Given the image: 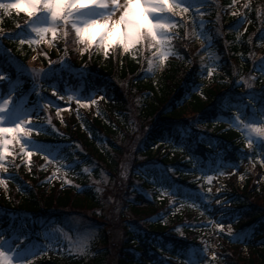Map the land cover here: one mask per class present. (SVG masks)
<instances>
[{"label": "trees", "instance_id": "obj_1", "mask_svg": "<svg viewBox=\"0 0 264 264\" xmlns=\"http://www.w3.org/2000/svg\"><path fill=\"white\" fill-rule=\"evenodd\" d=\"M238 8L239 15L223 18L224 40L213 32L216 53L224 62L212 69L209 59L199 57L202 47L188 45L191 39L186 32L193 28L192 22L179 24L180 35L172 42L182 59L166 61L153 77L139 76V49L133 57L120 58L118 52L105 60L97 55L82 57L94 75L83 80L71 75L69 84L85 97L107 91L104 98L89 111L72 113L62 131L56 108L49 106L52 122L32 137L43 143L79 146L77 160L95 169L84 174L76 164L74 172H64L77 178L68 184L42 153L33 157L29 169L19 161L23 153H16L7 163V194L0 189V231L7 238L31 229L40 238L46 222L63 221L67 213L84 222L85 217L98 221L103 229H97L88 254L60 257L51 251L47 257L35 258V264H104L111 249L114 264H264V169L258 161L260 155L264 158V144L249 143L233 126L240 104L246 106L248 116L264 121V75L256 79L261 87L258 93L245 89L243 94L232 75L236 68L240 72L245 67L248 75L253 72L249 70L252 47L264 54V0H242ZM1 19L2 27L10 30L25 17ZM24 52L25 60L30 48L24 46ZM67 55L78 63L75 49L70 47ZM0 64L11 70L4 57ZM9 75L12 82L17 77L14 72ZM50 80L52 87L44 85L49 98L53 99L52 91L64 94V81ZM245 161L257 168L254 179L241 185L233 174L214 196L219 202L212 205L206 178L228 168L238 171ZM103 177L112 187L107 188L109 184L98 192L90 179ZM106 209L118 213L116 222L112 214L107 221ZM25 214L35 222H19L20 217L28 218ZM215 215L223 228L230 224L234 233L242 234L219 231L215 235L211 227ZM119 229L121 239L114 242L112 234ZM214 243L220 246L218 258L206 263L203 249Z\"/></svg>", "mask_w": 264, "mask_h": 264}, {"label": "rangeland", "instance_id": "obj_2", "mask_svg": "<svg viewBox=\"0 0 264 264\" xmlns=\"http://www.w3.org/2000/svg\"><path fill=\"white\" fill-rule=\"evenodd\" d=\"M198 1H201V2L198 3L197 5H200L202 7V6H205L206 4L210 5L211 3H215L217 0H198ZM232 1L233 2L231 4L226 5L225 8H223L224 13L226 15H229V16H231V15L233 16V13L238 14V11H239L238 7H237V1H240V0H232ZM0 2L10 3L11 0H0ZM121 2H123V0H121ZM215 9H217V8H215ZM0 10L4 12L3 17H5V18L19 16V15H22L23 17L27 18L26 14H24L23 12H17L15 9H11L8 12H5L3 9H0ZM199 11H201V10H199ZM199 13L202 14L204 12H199ZM211 13L212 12H210V14ZM118 16H119V13H117V16L113 17V19L118 18ZM182 17H183V14H182V12L179 11V9L176 10L175 15H171V22L174 23V25H175L174 27L169 29V33L172 37L171 41L174 40L176 37L174 35V33L176 32V29H175L177 26L176 24H179L178 21L180 19H182ZM214 21L217 22L218 19L215 18ZM2 23H3V20H0V34L4 32V30L1 29V28H3ZM246 24H247V22H244V24L242 26V31H245ZM193 27L194 28H192L191 30H187L186 35H187L188 39L193 40L192 37H193V33L195 32V35H194L195 40H196L195 43H197V44L190 42V43H188V45H190V46H194V45H198L199 43H202L203 40H205L206 37L208 35H210V34H204L203 35V33L201 32L202 28H197L198 27L197 25H194ZM23 31H24V29L22 30V32ZM68 31H69V34L67 37H65V39H63L61 34L58 33L57 39H55V40L52 39L51 34H48L45 39H40L35 33H33L32 37H31V39H32L31 43L29 42V38L27 36L19 35L20 40L24 39L25 42L24 43L19 42V44H17V46H16V50L17 51L24 50V45H27L31 48L29 57L25 61L18 60L17 58L12 57L13 55L11 54V51H9V53H10V54H8L10 57L9 60L11 63H13V65L15 67L14 68L15 71L20 73V74L26 73L28 76H30V78H31L30 83L31 82L33 83L34 88H33V90H31L29 93L26 94L25 92L21 91L20 88L16 87V88H13L11 90L10 94L7 96H5V95L3 96L0 93V99L7 98L9 108H11L14 112L17 110H20L21 112L27 110L31 114V117H32L31 120L28 122L29 125H32L31 123H36V122L37 123H44L43 121L39 120L38 117H42V115L45 116L46 113H49L48 108L45 109V107L44 108L41 107L40 104L37 106V109L36 108L33 110L27 109L26 103L32 102L33 100L40 101L39 99L41 96H40V91H39V89H40L39 82L43 78L48 77L53 72V69L51 68V63H50L51 60L53 59L52 55H51L53 52H55V54H57V52L59 50H61V48L62 49H64V48L70 49V47L72 50L75 49L77 52V61H78L77 64L73 63L74 58L68 57L67 60L65 59L66 64L63 66V69H57V72H59V74L65 79L67 78V75L69 72L80 75L83 73H87V71L90 69V65H89L88 60L87 59H86L87 61L81 60L82 57H84V55H86L85 51L84 52L80 51L81 48L85 47L84 44L78 42V37L76 36L74 30L71 31V29L69 28ZM74 36H76L77 38L74 39L73 38ZM196 36H201V38L196 39ZM8 39L10 40L12 38H8ZM97 40H98V36H97ZM171 41H170V45L172 47L174 54L170 55L167 61H171V60L179 61L182 58H181V56H179L177 54V51L174 49V45H173V43H171ZM63 44H65L67 46L63 47ZM95 46H96V43L94 41L93 44L87 48V50H89ZM113 47L118 48L120 58H123L125 55H127L129 57H133L136 54L137 49H139L140 53L142 52V49L146 50L147 52L148 51L150 52L151 50L155 51L154 48L149 49L147 47L146 43L144 45L136 44L132 50H129L127 52L124 51L118 45L114 44ZM0 48L3 49L1 43H0ZM112 48H110L108 50L109 53H110V50ZM212 49H213V44H209L206 48H204V50L202 51L203 54L199 55L200 59L202 60L206 57L207 59L209 58L212 63H215L216 61H218L217 62L218 66L223 65L224 61L220 62V60H221L220 56L218 54H216L215 52H213ZM249 54H250L249 70H251L253 72L249 73V75H248V74H246V72H244L245 67L241 68L240 72L238 71V68H236L233 70L232 75H233V77H235L237 85L242 88V89H240V91H242L243 89L245 91V89H247L248 91H251L252 93H258L260 91L261 87L260 88L257 87L256 79H257L258 73H261V71L264 67V65H262V63H261L262 61H264V54L260 53V51H256L255 48H253V47L251 48ZM96 55L101 57L104 60L109 58V55L107 57H105L103 49L98 50L96 48V51L94 52V56H96ZM23 56H24V54H23ZM66 57L67 56L65 55V58ZM149 59H154V58L148 57V59L146 61L145 74L148 75L149 73L150 74L158 73L161 70V68L160 69H154L153 71L148 70ZM230 66L235 67V65H230ZM26 74H23V75H26ZM232 75H231V77H232ZM6 80H7L6 76H4L3 79H0V81H4V82H6ZM17 86L21 87L22 82L21 83L18 82ZM120 86L122 88V84H120ZM66 91L69 94V96H68L69 104L67 106L60 107L56 113L60 122L61 121L63 122V120L64 121L67 120L69 118V116L71 115V113L78 111V109H80V108L85 110V111L89 110V104L83 102L80 98H78V96H76L74 94V92L71 90L70 87ZM13 93L16 97L18 95H21L22 96L21 99H19L17 101L15 96L13 95ZM100 97L101 96L98 95V96H96V99L99 100ZM77 99H80L79 104L77 103ZM57 100L59 101L60 98L58 97ZM46 102H48V100H46ZM238 115L240 116V119L242 120L243 119L242 115L243 116L245 115L244 114V108L241 109V112ZM262 127H264V126H262ZM239 128L245 132V134L247 135L246 136L247 138H249L256 145L261 146L260 141L264 140V137H256L254 135L249 137V133L246 130H244L243 125H240ZM61 130H63V127H61ZM137 131H138V129L136 128V125H134L133 134L137 135L138 134ZM135 132H137V134ZM31 134L32 133L29 132L28 136L26 138L20 139L19 141L13 140L7 146L8 147V153L6 154V158L4 161L6 168H7V163H9L10 160H11V162H13L12 160L15 158V153L23 151L24 152L23 157L20 158L19 161H23L25 163V166H27L29 169L31 162L33 160V157H34V151L33 150H37V148H34L31 145L25 144V139L30 140V141L33 139ZM130 141L128 142V146L130 145L129 144ZM22 144H24L23 149L21 148ZM69 147H70V149L67 152L68 153L70 152L71 155H73L75 151L80 150V148L78 149V148H74L72 146H69ZM46 151L49 152L50 157L55 158V160H57L58 162H62L64 164L63 168L65 170H67V172L70 171L69 170L71 167L69 165L70 160L69 159L66 160L63 158L61 159L63 151H64L63 149L56 148V149L52 150L50 148H47ZM28 152H31L30 156L28 155ZM258 161L259 162L261 161V165L264 169V158L262 156H260ZM81 170L84 172V174H89V172H87L89 170V168L87 166L83 165L81 167ZM256 170H257V168H255V165L253 164V162L245 161L242 164V166L240 167V169L236 172V176L238 178L239 183L242 185L244 183L245 179H252L253 180L254 176H256V173H257ZM70 172H72V171H70ZM3 173H5V171L0 170V178H6V176H3ZM7 174H8V172H6L4 175H7ZM233 174H234V170L227 169V170L221 171L220 173H218L214 176H211V182H209L208 178L206 179V181L209 185L208 191H209V189H211L209 191V193L211 194V197L209 199L212 200L213 205H216L219 202L218 199H216V198L213 199V196L218 194L219 191H221L223 184L227 181V179H229L231 176H233ZM76 175L80 176V173H76ZM118 175L119 174L117 173V177H118ZM121 177H122V175H121ZM61 178L64 179L65 182L70 180L73 184L76 183V179H77V178H72L70 176H67L64 173L61 174ZM115 179H116V176H115ZM7 182H8L7 179H5V182L0 184V189H2L6 194L8 191ZM90 182L94 183L93 185L95 186L96 190L101 189L105 186H108L109 184H110V186H108L107 188L112 187L111 182L108 180V177L107 178L103 177L100 179L99 178L98 179L92 178V179H90ZM110 198H112V197H110ZM105 213L107 216V221L110 219L111 214H112V218L114 219V222L117 221L118 213L116 211H114V210L111 211L110 209H106ZM102 214L104 215V213H102ZM104 218H105V215H104ZM85 219H87V221H85L86 222L85 226L92 228L93 230L86 228V227L80 228L81 227L80 223H84L83 222L84 220H82V218H79V216L75 215V214H71V215L69 214L68 219L65 220L64 222H62L65 225H67L69 232L60 228V227H57V226H53V227L49 228L48 230H46L44 232V237L48 240L49 248L53 249L54 251L59 252L58 254L60 255V257H68L69 255L79 256L80 254L70 253L68 249L70 247V244L75 245V244L83 241L87 244L86 254H88L89 249L91 247V244L97 235V231H98L97 229H100L101 227H102L101 229H103V225H101V223H99L98 221L91 220V219H88L86 217H85ZM218 219H219V217L216 215L214 217L213 222H212V228L214 229L213 233L215 235H218L219 231H222V232L224 231V232H228L230 234H233V228L231 226H228L227 229L226 228L221 229L219 227V225H217V223H216V220H218ZM105 228L107 229V227H105ZM94 229H96V230H94ZM119 231H120V229L116 231L118 233L112 234V239L115 240L114 242H117L116 240L121 239V235H119ZM239 235H241V233L234 234V236H239ZM10 243H11V241L5 245L6 249L8 247H10V245H11ZM11 247L16 248L15 245L11 246ZM18 247L20 249H27L28 251L33 252L32 247H34V246L29 242V245L26 248H23L20 246H18ZM219 248H220L219 244L214 243V244H211L210 246L203 249L204 250L203 253L206 255V258H207L206 263H209L211 260H216L218 258L217 255H218ZM105 249L106 248H104V250ZM47 250H49V249H47ZM103 252H106V251H103ZM109 253H110V255L108 254L109 257H107L104 264H114L115 263L114 252L112 251V249L110 250ZM86 254H83V256ZM30 259H32L31 256L27 257V259L25 260V264H29L28 261ZM14 264H18V262L14 261Z\"/></svg>", "mask_w": 264, "mask_h": 264}, {"label": "snow or ice", "instance_id": "obj_3", "mask_svg": "<svg viewBox=\"0 0 264 264\" xmlns=\"http://www.w3.org/2000/svg\"><path fill=\"white\" fill-rule=\"evenodd\" d=\"M191 6L187 0H123V2L121 0H11L10 3L0 2V9L5 12L15 9L30 18L25 24L24 31L19 34L27 36L30 43L33 33L40 39H45L48 34H51L52 39L55 40L58 33L62 37H67L69 28L75 31L78 42L84 44L85 47L80 49L81 52L86 51L95 41L97 49H103L105 57L109 55L108 50L114 44L127 52L136 44L146 43L149 49H155L152 53L154 59L148 61L149 71L162 68L169 56L174 54L170 45L172 37L169 33V29L175 26L171 22V15H175L177 9L180 12H187ZM117 13H119L118 18L113 19ZM20 42L24 43L25 40L21 39ZM261 63L264 65V61ZM3 78L4 74L0 71V79ZM81 99L95 102L93 97H81ZM77 103H80V99H77ZM31 118L27 110L14 112L9 108L7 98L0 99V170L7 171L4 163L8 153L7 146L13 140L19 141L26 138L33 128H39L38 125H29ZM233 123L238 127L243 125L249 137L253 135L264 137V127L257 126L264 124V121L250 120L245 124L237 115L233 118ZM249 142L251 143V140ZM260 143L264 144V140ZM25 144L40 151L44 150L36 141L25 139ZM23 147L24 144L21 145L22 149ZM28 155L30 156L31 152H28ZM5 179L0 178V184L4 183ZM208 179L211 182V177ZM66 183L72 182L69 180ZM219 227L222 229L223 225ZM3 236L4 233L0 231V264H14V261L25 264L27 257L36 254L19 247L10 246L6 249L5 245L9 241L2 239ZM68 250L70 253L83 255L86 254L87 244L83 241L75 245L70 244Z\"/></svg>", "mask_w": 264, "mask_h": 264}]
</instances>
